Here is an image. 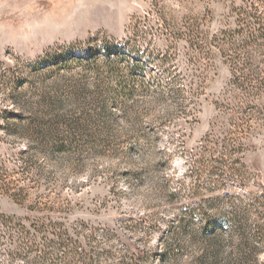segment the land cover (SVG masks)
Listing matches in <instances>:
<instances>
[{"label":"rangeland","instance_id":"rangeland-1","mask_svg":"<svg viewBox=\"0 0 264 264\" xmlns=\"http://www.w3.org/2000/svg\"><path fill=\"white\" fill-rule=\"evenodd\" d=\"M243 5L0 0V264H264V125L220 107L229 66L199 47ZM108 48L153 62L147 92L115 102ZM53 130L78 134L62 154ZM14 220L67 245L13 256Z\"/></svg>","mask_w":264,"mask_h":264},{"label":"trees","instance_id":"trees-1","mask_svg":"<svg viewBox=\"0 0 264 264\" xmlns=\"http://www.w3.org/2000/svg\"><path fill=\"white\" fill-rule=\"evenodd\" d=\"M243 6L237 8L238 21L241 23L240 28L233 30H222L211 38L203 39L199 45L204 54H212L210 49H216L229 66L231 83L229 89L224 93L223 99L218 104L220 107H226L237 112L238 117L243 123V129H251L254 125H264V0H242ZM199 38V36L197 37ZM197 38L191 37V43L194 44ZM207 47H206V46ZM209 48V50H207ZM106 63L109 64L113 78V93L115 102H122L133 98L136 93H145L149 89L151 80H145L146 71L152 61L142 62V57L136 50L111 49L103 54ZM112 55V57H111ZM116 56V57H114ZM120 65V66H119ZM119 66V67H118ZM124 66V67H122ZM118 105V104H117ZM76 133V134H75ZM55 139L54 148L59 153H64L72 147L76 140L77 132L65 134L60 131H51ZM210 135L206 138L208 140ZM216 144L218 143V138ZM210 141V140H209ZM207 141V142H209ZM206 145V143H205ZM227 150V148L225 149ZM223 151L222 157L226 155ZM217 164H219L218 160ZM221 164V163H220ZM1 220L6 225L13 223L14 217L5 214L0 215ZM12 221V222H11ZM227 219L221 224L208 225V233L222 235L223 226L227 224ZM15 227L23 235V245H20L13 256L27 257L34 254L35 259L44 257L45 262H49V253L47 249H58L66 247V231L63 223L50 221L49 225L41 224L39 221H33L30 225L21 221L14 220ZM9 226V225H8ZM54 227L55 230L52 231ZM32 229L36 232L43 233L45 250L41 248L40 242L33 237ZM58 230V232H56ZM55 233L57 239L47 238L45 235ZM75 245L77 240H73ZM45 251L44 254H37L38 251ZM211 255V254H210ZM208 257V255H206Z\"/></svg>","mask_w":264,"mask_h":264}]
</instances>
